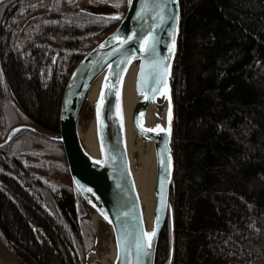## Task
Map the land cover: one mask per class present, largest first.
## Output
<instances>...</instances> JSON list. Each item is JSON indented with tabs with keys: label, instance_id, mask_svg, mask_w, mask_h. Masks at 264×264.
<instances>
[{
	"label": "trees",
	"instance_id": "16d2710c",
	"mask_svg": "<svg viewBox=\"0 0 264 264\" xmlns=\"http://www.w3.org/2000/svg\"><path fill=\"white\" fill-rule=\"evenodd\" d=\"M100 0L0 2V142L58 132L67 77L125 13ZM174 172L155 264H264V0H179ZM62 144L0 147V244L20 264H83L94 229ZM88 264H96L90 259Z\"/></svg>",
	"mask_w": 264,
	"mask_h": 264
},
{
	"label": "water",
	"instance_id": "95a60500",
	"mask_svg": "<svg viewBox=\"0 0 264 264\" xmlns=\"http://www.w3.org/2000/svg\"><path fill=\"white\" fill-rule=\"evenodd\" d=\"M158 3L164 5L163 20L157 18L155 5ZM134 33V38L126 39V42L116 39V36L127 38ZM149 33L155 37L154 52H145L142 47L143 37ZM179 33V0H128L117 25L90 47L70 71L60 100L58 132L50 134L32 125L19 124L0 142V147L4 146L15 131L31 129L62 144L76 190L91 208L92 215L99 217L112 232L114 254L110 264H155L158 239L167 219L174 172L172 78ZM157 57L166 58L163 65L167 71L162 80L150 66ZM133 69L137 97L131 112L132 122L136 130L154 144L155 205L150 219L145 217L132 171L122 104L124 81ZM96 82L97 90L92 97L91 89ZM102 92L104 99L100 103ZM87 104L91 106L94 118L95 153L85 147L78 133V122ZM152 104L164 106L163 118L148 112ZM92 223L97 235L83 264H88L98 247L99 230L93 219ZM153 229L156 231L151 237V250L138 253L137 241L149 239L145 234ZM15 264L20 263L15 261Z\"/></svg>",
	"mask_w": 264,
	"mask_h": 264
},
{
	"label": "bare ground",
	"instance_id": "6f19581e",
	"mask_svg": "<svg viewBox=\"0 0 264 264\" xmlns=\"http://www.w3.org/2000/svg\"><path fill=\"white\" fill-rule=\"evenodd\" d=\"M98 82H96L92 89V97L97 90ZM135 90V70H130L125 78L123 92H122V104L124 110V118L126 124V138L129 150V156L132 165V171L134 174L135 182L138 187V191L141 197L143 210L145 217L150 219L153 213L155 205L154 196V184H155V157H154V144L153 141L144 138L134 127L131 112L136 100ZM149 113L158 114L159 118H163L164 106L162 104H152L149 106ZM151 113V117L153 114ZM78 133L85 145V147L95 153L97 151V143L95 136V125L93 113L92 117L83 122V116L81 114L78 122ZM98 230L100 218L96 215H92ZM100 232V231H99ZM100 236V234H99ZM108 246L107 251L104 249V242L100 246L98 245L95 252L92 253V257L97 258L101 264H110L114 254V243L112 232L108 234ZM100 238V237H99ZM102 238V237H101ZM100 238V242H101ZM0 264H15V261L0 247Z\"/></svg>",
	"mask_w": 264,
	"mask_h": 264
},
{
	"label": "rangeland",
	"instance_id": "374dc122",
	"mask_svg": "<svg viewBox=\"0 0 264 264\" xmlns=\"http://www.w3.org/2000/svg\"><path fill=\"white\" fill-rule=\"evenodd\" d=\"M102 4H98V5H92L91 7L85 8L86 11H90V12H96L99 14H103V15H113L116 14V7H115V3L111 0H100ZM121 19V18H120ZM82 116H83V122L88 121L91 117H92V109L90 105H85V107L83 108L82 111ZM92 210L91 208L86 204V207L83 206V208L80 209V218L83 224V229L86 231L87 227H86V223L87 221H89L94 229V235L92 238V245L89 248V250L93 247L94 245V241L96 238V229L92 223ZM99 226V234L100 236H98V242L97 244L100 246L101 244H103L104 242V249L107 251V246H108V234L110 233V229L108 228V226L102 221L100 220V223L98 224ZM101 238V242H100V238ZM0 247L14 260H15L0 244ZM88 250V251H89ZM87 251V252H88ZM90 259H93L96 261V264H101L100 261L97 258L91 257ZM89 259V260H90ZM18 262V261H17ZM89 262V261H88Z\"/></svg>",
	"mask_w": 264,
	"mask_h": 264
},
{
	"label": "snow or ice",
	"instance_id": "6c2138e0",
	"mask_svg": "<svg viewBox=\"0 0 264 264\" xmlns=\"http://www.w3.org/2000/svg\"><path fill=\"white\" fill-rule=\"evenodd\" d=\"M155 8L158 9L157 18L163 20L164 19V16H163L164 5L158 3V4L155 5ZM141 12H143V9H141ZM113 15L115 17V16H119L120 14L116 13V14H113ZM137 15H140V13H137ZM176 18L178 19V14H177ZM134 36H135V33L133 34V36H129L127 38H125L123 36H116V39L126 42V39H133ZM143 39H144V43H143L142 47L144 48L145 52H149L150 50L154 52V45H155V37H154V35L152 33H149V34L145 35L143 37ZM133 58H134V56H133ZM165 59H166L165 57L154 58L151 61V65H150L151 68H153L156 71L157 76L159 77L160 80L163 79V77H164V75H165V73L167 71V68L164 67V65H163V61ZM141 75H143V71H142ZM106 86H107V83H106ZM141 90H143V89H141ZM103 99H104V95H103V92H102L101 93V98H100V103L103 102ZM97 107H98V114H99L100 104H98ZM170 127H171V113L169 114V129H170ZM105 215L107 216V213H105ZM155 231L156 230L153 229L152 232L145 234L149 239L140 238L137 241L136 248H137L138 253L141 252V251L144 252V253H147V252H149L151 250V245H152L151 237H154Z\"/></svg>",
	"mask_w": 264,
	"mask_h": 264
}]
</instances>
